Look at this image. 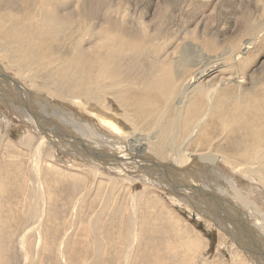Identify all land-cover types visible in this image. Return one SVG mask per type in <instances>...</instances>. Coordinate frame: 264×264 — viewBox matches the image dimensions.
<instances>
[{
	"label": "rangeland",
	"instance_id": "1",
	"mask_svg": "<svg viewBox=\"0 0 264 264\" xmlns=\"http://www.w3.org/2000/svg\"><path fill=\"white\" fill-rule=\"evenodd\" d=\"M57 5L59 6V11L56 8ZM52 11L65 16L73 14L74 12L80 13L79 17L84 24L79 21L72 22L68 25L69 28L61 29L62 31H60L61 34L58 38L61 39L64 35L68 38L66 32H76L80 37H78V41L73 43V45L77 44L78 46L86 47L84 48L85 50L87 49L86 52L89 51L87 57L92 55L97 59V62H95V65L97 64L95 66L97 75L94 76L97 80L95 81L94 78V82L92 81L89 84L87 91L84 93L89 96L91 95L90 97L95 103L92 102L93 106L99 105L94 109L96 111V116L93 117L91 114V112H94L93 109H77L76 107L68 105L69 95L67 99L63 101L41 90V86L52 85V83L45 81L42 77L43 71L39 73L40 75L35 74L32 77L33 79L35 78L36 81L31 83L38 84L35 87L30 84L33 90L29 88L27 81L17 77L14 71L8 70L4 67L5 65L0 62V76L4 77L3 80H6V84L0 82V121L2 123H11L10 121L12 120L11 125L6 124L10 129L6 132L7 135L4 134L5 138H2L1 136L3 134L0 133V264H66V262L68 264L69 260H71V262L74 261L75 264H126V258H128L127 264H145L144 261L152 264L150 256L153 254V251L151 248L149 249L148 244H157L158 250H163L162 242H170L171 237L176 239V237H179L178 234L180 232L189 235L188 237H183L184 239H190L189 237H191L190 241L193 239L191 248V255H193V257L191 256V261L189 259L190 262L188 264H233L235 260L237 261L234 264H264V248L260 246L262 245L263 238H260V232L252 230L250 225L245 223L244 230H246L248 234L244 231L241 232L242 235L239 233L238 230L241 229L239 225L240 221L238 220V222L234 224V217H236L237 211L244 213L245 211L239 208L238 205L230 208L233 214L231 220V217L226 213V211H229L226 210L227 206L230 205L227 203V194L226 196H219L224 199H219L222 202L221 204V202L215 201L213 197H208L209 194L205 191L206 201L204 203L198 202L202 206L207 203L211 209L213 204L220 203L221 205L218 211L212 210L216 213L217 218L222 217L226 224L234 226L233 232L237 233L236 235L230 233L226 226L224 224L222 225L220 221H214L213 217L208 215L202 217V213L197 208L198 206L192 201V196H189L188 199H184L183 196H181V187L184 183L193 186L197 185L196 187L202 191L208 186L213 187L212 192L213 194L216 193L214 197L218 194L217 189L221 187L219 181L214 180L210 173H207L202 166L203 163H200L201 159L199 155H193L186 159H189V162H187L188 167L186 163V166L184 163L176 165V170L174 169V172L168 168L171 167V165H169L172 163L171 160L170 162L169 160L165 161L153 154L151 151L153 143H151L148 146V148L151 149H148L146 154L152 157L150 159L156 161V164L142 161L144 158H147V156L142 159L138 158V161L134 160L137 165H130L133 171H130L128 168H124L127 170L124 171L122 165L125 162L122 164V160L127 158L125 160L127 161L131 158H128L130 156L123 157V154L119 152L121 151V146H123L122 148L125 147L126 150H130V148H127L130 145V140L124 135H114L108 129L106 130L104 126L101 125L103 123L99 121V117L102 116L105 120L112 119V121H108L110 124H112V122L115 124L117 122H119V124L121 123L119 127L122 131H127L128 129L135 133H141L142 131V134L147 135L149 139L155 134L157 128L153 129L149 124L143 123L145 121L143 116L141 121L134 122V124L128 118H122V112L125 108L123 105L121 106L116 103L112 94H110L111 96L109 94L107 95V97H111V101L109 100L111 103L104 106L105 109L98 108V106L100 107L104 104L102 102L108 92V90L102 92L104 91L102 87L106 80L101 74L109 69L110 65L114 63L117 57L122 56L125 61V59L132 57L134 54L133 57L137 55L144 57L146 55L144 58L147 61L145 64L146 67L144 65V70L148 74L147 67H152L153 59L156 60V68L163 67V69L169 70V68L172 67L169 58L175 57V53L187 44L189 49L194 47L195 51H198V49H200V51L203 50V55L213 59L216 58L220 61L222 67L219 65L216 71L208 73L199 82L201 87H206L209 91L215 89L217 98L221 97L220 99L222 100H229L228 98L239 99L240 97L251 99L260 90L264 91V0H30L28 6L22 10V15L26 17V21L35 19L36 28H40L39 26H41L42 21L38 20L40 16ZM86 14L87 18L84 16ZM9 16L13 18V12H10ZM102 25H105V27ZM91 26L93 27L91 28ZM98 26H101L104 30L101 27L100 29ZM95 28L99 29L98 33H100L99 31H103V34L95 32L97 31ZM106 33H108V35ZM124 35L125 37L131 38L134 44H141L140 46L138 45V49L140 50L136 48L137 45L120 43L119 41L124 39ZM101 37H103V39ZM150 39V42L147 41ZM93 40H95L97 45L94 44ZM103 40L105 41L103 42ZM168 42L172 43L173 48H171L170 44L169 49L164 50V46ZM70 43L71 41L69 40L66 45L67 48L64 47L65 49L62 48L60 51H56L57 54L59 53V56L61 55L60 58L62 57L63 61L67 60V58H72L74 55L71 54V50H73L71 46L73 48V45H70V47L68 46ZM98 44H104L103 46L105 47L102 45L99 46ZM142 46L145 47L143 48ZM113 48L115 50L117 48L116 53H114L115 55L111 54L114 52L111 51ZM58 49H60V47ZM68 50L70 53H68L69 55L67 54ZM244 50L245 52H243ZM165 52L169 53L165 54ZM119 53L121 54L119 55ZM143 53H145V55ZM9 54L11 55V53ZM150 55L152 57H150ZM161 57L162 59H160ZM189 57H192V55H189ZM207 63L208 62L205 60L202 61L201 65L205 66ZM186 67V71H190L191 66ZM197 68L198 67L193 68L192 71ZM126 69L129 70L125 71L124 68L123 71L120 70L116 76H110L108 79H112L113 81V78L115 79V77H118L122 72L126 74L133 73L131 67H126ZM36 70L39 69H35L34 71ZM68 70L69 69L65 68V70H63L65 74L62 73V75L59 76L61 81H65V84L69 83V75H71L72 72L69 73ZM236 70H238V74L240 73L242 75L241 79H237L231 75L233 71L236 72ZM5 76H7V78ZM11 77L14 78L15 81H18V85L20 86L19 90L21 87H24L26 90V92L24 91L26 95L19 94L20 98L26 96L28 98L27 89L29 92L41 96V98H38L42 99L40 100L41 104L39 103L40 105L36 106V109L40 114L38 116L43 118L41 127L45 133H48V131L54 132L53 135L55 134V137L57 136L58 139H61L63 137L62 133L67 132L68 135H65L64 140L79 145L80 140L82 142L86 141V135V137L91 136L87 133V128L89 127L88 125H93L95 128L92 127L94 131L90 128L88 129H90L92 133L99 135V137L95 140L92 138V145L90 144L91 141L89 142L87 140V142H84L85 144L88 143V152H91L90 155H93L85 156L84 153H76L74 154L75 156H71L68 153L64 154L66 152L63 151V146L58 148L53 142L49 140L44 141L45 149L43 158L45 155L50 157L52 152L55 161L58 159V161H56L57 163H55L58 165L59 170L55 168L56 171H49L45 165L44 159L41 167L42 171L40 173L43 184L38 185L34 181V170L29 159L32 150L31 148L27 150L25 147L26 144H28L26 143L28 142V138L34 140V142L30 141V143L33 142L32 146H35L37 142H39L38 134L37 132L35 133L32 128H25L21 124L22 122L18 120L13 112L10 111L9 107L6 106V103H4L5 100L9 105L7 99L12 97L8 90V88L10 89L9 84L13 80ZM96 82L99 83L97 84ZM179 90L180 88H171V92L175 96L170 99L172 101H170L171 104H169V109L167 110L168 114L171 112L170 107L175 109L174 101L180 93ZM98 91L100 92L98 93ZM6 95H10L8 96L9 98ZM29 99L30 105L33 102L39 101L32 98ZM242 99L243 98H240V101H242ZM12 105L15 106V108L20 106L18 103L14 104L13 100ZM33 106L35 107V105L32 104L31 107ZM23 110L25 111V109ZM64 111H67L66 116H72V114H74L75 118H72L74 121L80 120V122H75V125H79L82 134L77 132L73 133L70 126L69 128L67 125L62 126L60 123H56V120H60L61 118V112L64 114ZM44 115H47L48 118H44ZM31 120L33 123V119ZM86 121L89 123H86ZM160 122L161 121H159V123ZM66 127L71 130L68 131ZM1 130L0 128V132H2ZM74 131H77V129ZM148 132L150 133L148 134ZM76 133L84 136H79L80 139L78 138L76 140V136H78ZM220 136L221 135L212 139L213 145L221 144L222 137ZM102 137L105 138L102 139ZM244 137L245 134L242 135V139ZM110 138L112 140H110ZM114 139L121 140L119 141L120 144L117 142L112 144ZM216 139L217 141H215ZM186 141L187 140H184L183 143ZM104 147L107 149L109 147L108 150L105 148L106 150H104V152L106 153H102L101 151L97 152L95 150L103 149ZM203 150L208 152V150ZM204 151L200 153L203 155L207 153H204ZM185 152L183 153L185 154ZM92 156L96 158V161L95 158L94 161L91 160ZM102 161L107 165H103L104 163L102 164ZM105 161H107V163ZM215 164L217 165L215 167L216 169H222L227 177L238 181L239 185L243 188V191H241L242 195H244L247 200L248 196L250 197L251 195V200H254L257 206L264 211V188L262 189V187L254 182L249 184L243 178L240 179V176L235 175V173L225 167L222 162L218 164L215 162ZM70 165L74 168L73 170H75V172L71 169L66 170L67 166ZM126 166L128 167L127 163ZM140 166L143 167L141 170H143L145 174L143 171L135 172ZM206 167L209 169V165ZM246 167H248L247 164ZM97 169L100 173L94 175L95 173H93V170ZM60 170L64 172V177H60V174H58L59 176L54 175V177V172H59ZM124 172H127L130 177L126 174L121 175V173ZM200 176L201 178H199ZM56 178L63 179L60 182V180ZM208 180H210V183L212 182V186ZM82 182H84L85 185H82ZM200 182L202 186L204 184V187L200 188ZM37 187L41 188L44 197L37 193ZM172 187L175 188L173 189ZM188 187V190L192 188L190 185ZM198 193L200 192L198 191ZM82 195H84V198H82L83 200H79V197ZM134 195L135 197H133ZM48 197L52 198V202ZM225 197L227 198L225 199ZM131 198H133V201ZM105 199H107L106 202ZM214 207L216 208V205H214ZM209 211L211 212L210 209ZM37 212L43 213L40 223L35 222L36 215L38 214ZM243 220L245 221V219ZM168 221L174 226L175 230L167 225ZM240 223L242 224V222ZM35 224L36 226H34ZM236 238H238V241ZM22 239L24 245H22L21 248L20 240ZM248 240L252 242L254 248L257 247L261 250V254L258 257H256V254H252L250 249L246 247V245L249 246L250 243ZM260 240L262 241L261 243ZM197 242H199L200 245ZM45 248L48 250L46 251ZM23 252L25 254H23ZM257 252L260 253L258 250ZM181 253L183 254L181 250L177 249V252L175 251V253L173 252L167 255V261L162 259L163 264L181 262ZM176 254H178L177 257L175 256ZM24 255H29L30 257L27 258ZM143 255L144 258H142ZM147 256L149 257L147 258ZM239 257L241 259H239ZM25 258H27L26 261ZM162 262L160 264H162Z\"/></svg>",
	"mask_w": 264,
	"mask_h": 264
},
{
	"label": "bare ground",
	"instance_id": "2",
	"mask_svg": "<svg viewBox=\"0 0 264 264\" xmlns=\"http://www.w3.org/2000/svg\"><path fill=\"white\" fill-rule=\"evenodd\" d=\"M29 1L30 0H6V1L0 0V62L2 64H4L5 65L4 67H6L8 70L14 71L16 73L17 77H20V78L24 79V81H27L29 88H31L30 84L33 87L38 85L37 83H31L33 81H36V79L35 78L33 79L32 77L35 74L40 75L39 73L43 71L44 73L42 74V77L45 79V81L52 83V85L49 84V85L41 86L42 87L41 90H43L47 94L53 95L57 99H60L63 101H65L64 99H67V97L69 95L68 105H70L72 107H76L77 109H80V108L84 109V110L87 108L93 109L94 112L93 113L91 112V114L93 115V117L96 116V111L94 109L97 108L96 106L99 104H97L96 106H93L94 102L92 101V99L90 97L91 95L89 96L88 94H86L84 92L87 91L89 84L94 80V78H95L94 76L97 75L96 70H95V68H96L95 66L97 65V64L95 65V62H97V59H95L92 55L91 56L89 55V57H87V53L89 51L86 52L87 49L86 50L84 49L86 47H84V46L81 47V46H78L77 44L73 45V43L78 41L77 40L78 37H80L77 35L76 32H74V31L66 32L68 38L65 35L63 36L64 39L61 38L62 40L58 38V37H60V34H61L60 31H62L61 29L69 28L68 25L71 24L72 22L79 21V22L83 23V21L79 17L80 13L74 12L75 14L73 13V14H69L66 16L63 14L59 15V14L55 13L54 12L55 10L48 13V14L44 13L45 15L40 16V18L38 19V20H42L41 26L38 25L40 28H36V24H35L36 20L35 19H32L30 21H26V17L22 15V10L28 6ZM48 2H50V1H48ZM59 5H61V4H59ZM56 8L58 9L59 6L57 5ZM61 10H60V12H61ZM58 11H59V9H58ZM72 11H74V10H72ZM10 12H13V16H14L13 18H11V16H9ZM42 14H43V12H42ZM42 14H40V15H42ZM84 16H85V18H87V14ZM160 20H159V22H160ZM77 25H75V26L78 27ZM105 25L104 26L102 25V26L105 27ZM107 25H108V23H107ZM88 27H90V26H88ZM92 27L93 26H91V28ZM81 28H83V27H81ZM96 30L97 31H95V32L98 33L99 29H96ZM91 31H93V30H91ZM122 31H124V30H122ZM80 32H78V33H80ZM99 32L103 34V31H99ZM100 33H98V34H100ZM106 34L108 35V33H106ZM83 35H85V34H83ZM128 35H129V32H128ZM96 36H94V37H96ZM135 36H137V35H135ZM123 37H124V39L122 41H119L120 43H126V45L127 44H134V41L131 38L125 37V35ZM101 38L103 39V37H101ZM69 40L71 41V43L68 46L70 47V45H73V48L71 46V49H73V50H71V54H74V55L72 58H69V59L67 58V60L63 61L62 57L60 58L61 55L59 56L58 55L59 53L57 54L56 51L57 50L60 51L64 47L67 48L66 45L69 42ZM88 40H89V37H88ZM93 41H94V44L97 45V43H95V40H93ZM104 41L105 40H103V42ZM144 41H146V40H144ZM147 41L150 42L151 39L147 40ZM119 42H117V43H119ZM105 43H107V42H105ZM114 44H116V43H114ZM170 44H171V48H173L172 43L168 42L167 44H165L164 50L169 49ZM101 45L103 46L104 44H100L99 46H101ZM134 45H137L136 48L138 49L141 44L139 45V43H137ZM145 45H146V43H145ZM59 47H60V49H58ZM69 47H68V49H69ZM103 47H105V46H103ZM142 47L144 48L145 46H142ZM150 47H153V46H150ZM179 47H180V45H179ZM188 47H189L188 44L184 45V47L180 48L179 51L177 53H175L176 54L175 57L169 58L170 62L172 63V67H170L169 70L163 69V67H157L156 68V60L153 59L152 67H147V71H148V74H147L144 70V65L146 64L147 60L144 58L146 56L145 53H143L145 55L144 57L138 56V55L133 57L135 55L134 54L132 57H128L127 59H125V61H124L122 56H119L114 60V63L112 65H110L109 69L107 71H105V73L103 72L104 74L103 73L101 74L102 77H104V79L106 80V81L104 80L105 81L104 86L103 87L101 86L102 89L104 90L102 92H105L106 90H108V92L106 93L105 99L102 102L104 104H102L100 107L98 106V108L99 109H105L104 106H106L108 103H111V102H109V100L111 101V99H110L111 95L110 94H112L114 96L113 98L115 99L116 103L118 105H121V106L123 105L125 108L122 112V118H124V119L128 118L134 124V122L141 121L142 116H143L145 119V121L143 123L149 124L150 127L153 129L157 128V131L155 132L154 135H152V133H151L152 136L150 139L148 138L147 135L142 134V131H141V133L140 132L135 133L134 131H132L130 129H128L127 131H125V130L122 131V129L120 130V127H119V126H121L120 125L121 123L119 124V122H117L115 124L114 122H112V124H110V122H108V121H112V119H106L105 120L102 118V116L99 117V121L102 122L103 124H101V123L100 124L103 125L106 130L108 129L112 134L118 135V136L124 135L128 140H130V142H129L130 145H129V147H127V148H130V150H126L125 147L122 148L123 147V146H121L122 144L119 145V146H121V151H122V152L120 151L119 153L123 154L122 155L123 157L130 156L128 158H131L130 160H127V161H125L127 158L122 160V164L125 162L122 165L123 169L128 168L130 171H133V169L130 168V165H134V164H135V166L137 165L135 163L136 161H134V160L138 161V158L142 159V158L147 157V156L148 157L144 158L142 161L148 162V163L150 162L152 164H156V161H154L153 159H150L152 157H150L148 154H146L147 150L151 149V148H148V146L151 143H153L152 150H151L153 152V154L157 155L162 160H165V161L169 160V162L171 160L172 163L169 164V165H171V167H168V168L174 172L176 170L175 169L176 165H179L180 163H184V165L186 166L187 162H189L188 161L189 159L186 160L188 157L190 158V156L199 155L200 156L199 158L201 159L200 163H203L202 166L205 168L207 173H210V175L212 176V178L214 180L219 181V185L221 187L218 186V187H220L219 189H217L218 194L215 196L216 197L215 198L214 195L216 193L213 194V192H212L213 187L208 186L205 190L202 191L201 189H198L196 187L197 185L193 186L191 184H185L184 183L181 187V189H182V191H181L182 195L181 196H183L184 199H188L189 196H192V201L196 204V206H198L197 208L202 213V217H205L207 215L210 217H213L214 221L215 220L220 221V223L222 225L224 224L226 226L227 230L230 233H233L234 235H236L237 233L233 232L234 226L226 224V222L222 219V217L217 218L216 213L213 211V210L218 211L220 208V205L222 204V202L220 200H222L223 197L221 198L219 196H221V195L226 196V194H227L228 198L225 197V199L227 198V201H228L227 203L230 205L227 206L226 210H229V211H226V213L229 215V217H231V220H232L233 214H232L230 208H233V207H235V205L236 206L238 205L239 208H241L245 211V213L241 212V211L240 212L237 211L236 217L233 216L234 217V224L236 222H238V220L240 222H242V224L239 222V225L241 228L238 230L239 233H241L243 231L246 232V230H244V228H245L244 224L248 223L252 230H256V231L260 232V238L262 237L263 238L262 240L264 242V211H263V209L259 208V206H257V203H255L254 200H251V198H250L251 195H250V197L248 196V200L245 198L244 195H242L241 191H243V188L241 187V185H239L237 180H233V179L227 177L223 173L222 169L219 170V169L215 168L217 166L215 164V162H217V164L222 162V164L225 167H227L230 171L234 172L235 175L240 176V179L243 178L249 184L254 182L255 184L262 187V189L264 188V91L260 90L251 99L245 98V97H240L238 95L240 98H243L242 101H240V98L239 99L228 98L229 100H222V99H220L221 97L217 98L215 89H211V91H209V90H207L206 87H203V86L201 87L199 82L208 73L216 71L219 68V65H220V67H222V65L220 64V61H218V59H216V58H214L215 59L214 60L213 58H210V57H207L206 55H203V50L200 51V49H198V51H195L194 47L192 49H189ZM124 48H123V50H124ZM64 49H63V52H64ZM92 49H93V47H92ZM95 49H96V47H95ZM113 49L111 51H114V52H112L111 54L115 55L114 53H116L117 48H116V50L115 49L113 50ZM128 49H130V48H128ZM120 50H121V48H120ZM138 50H140V49H138ZM162 50H163V48H162ZM171 50H173V49H171ZM246 50H247V48H246ZM91 51H93V50H91ZM149 51H151V50H149ZM188 51H189V53H188ZM94 52H97V51H94ZM117 52H119V51H117ZM243 52H245V50ZM9 53H11V55ZM68 53H69V50H68L67 54ZM98 53H99V51H98ZM121 53H119V55ZM166 53H169V52H165V54ZM129 54H127V55H129ZM147 54H149V53H147ZM125 55H126V53H125ZM151 55H150V57H152ZM189 55H192V57H189ZM101 56L104 57L103 55H101ZM111 58H109V59H111ZM160 59H162V57ZM205 60L208 62L207 63V65L209 64L208 66L207 65H205V66L201 65L202 61H205ZM162 61H164V60H162ZM150 62H149V64H150ZM186 66H191L190 71H186L187 70ZM126 67H128V68L131 67L133 69V73L132 74H126V73L122 72L121 74L118 75V77H115V79L113 78V81H112V79L111 80L108 79L110 76H116V74H118V72L120 70L123 71L124 68L126 71L127 70ZM145 67H146V65H145ZM196 67H198V68L195 69L194 71H192V69L196 68ZM65 68L69 69L68 70L69 73L72 71L71 75H69L70 81H68L69 83H66V84H65L64 80L61 81V78H59V76L62 75V73H64L63 70H65ZM35 69H39V70L34 71ZM48 71H50V72H48ZM237 72H238V70H236V72L233 71V73L231 75L236 77L237 79H241L242 75L240 73L238 74ZM2 75H4V74H2ZM5 77L7 78V76H5ZM102 77H101V80H102ZM3 79H4V77L0 76V82L2 84H6V80H3ZM11 79H13V80L10 82V84H9L10 89L8 88V90L10 91L9 94L13 98L12 97L9 98L8 96H10V95H8V96L6 95L10 99V100L7 99L9 105L7 104V102L5 100H4V103H6V106L9 107L10 111L13 112V114L18 118V120L22 122L21 124L25 128L34 129L33 131L35 133L37 132L38 137H39V142H37V144L34 143V144H36L35 146H32V143L34 142V140H31V138L27 139L28 142H26V143H28V144H26V146H25L27 148V150H28V148H31V150H32V152L29 155V159H30V162L32 163V168L34 170V181L38 185L43 184L42 180H41V174L40 173L42 171L41 167H42V162L44 161V159H45V165L49 171H54V170L56 171L55 168H57V170H59L58 169L59 167L56 164L57 163L56 161H58V159H56V161H55V159L52 155V152H51L50 157L45 155L43 158V152L45 149V145H44L45 142L44 141L49 140V141L53 142L56 146H58V148L60 146H63V151L66 152L64 154L68 153L71 156L76 154V153H79V154L84 153L85 156L93 155V154L90 155L91 152H88V146H89V145H87L88 143L87 144L84 143V142H87V140H88L89 142L91 141L90 144L92 145V141L99 137V135H96L90 131V129L92 131H94L95 128L93 125H88L89 127L87 126L88 128H90V129L87 128V133L91 136L86 137L87 136L86 135L85 136L86 141L82 142L80 140L79 143L81 145L71 143L68 141L66 142L64 139H65V135L66 134L68 135L67 132L62 133L63 137L61 139H58L57 136L55 137L54 136L55 134L53 135L54 132L48 131V129H47L48 133H45L41 127V123L43 122V120H42L43 118L38 116L40 114H39V111L36 109L37 108L36 106H39L41 104L40 100H42V99H38L39 97L41 98V96L38 94L31 93L27 89L28 98H27V96L20 98L19 94L26 95L24 93V91L26 92V90L24 87H21L19 90L20 86L18 85V81L17 80L15 81L14 78H12V77H11ZM96 80L97 79L95 78V81ZM104 81H100V82H104ZM96 83L98 84L99 82H96ZM90 87H91V85H90ZM171 88H173V89L174 88L175 89L180 88V90H179L180 93L177 95L178 97L175 99V101L173 100L175 109H172V107H170L171 112H170V114H168L167 110L169 109V104H171L170 101H172L170 99L175 96L171 92ZM31 89H33V88H31ZM90 91H92V90H90ZM99 92L100 91H98V93ZM108 94L110 95L109 97H107ZM29 98L39 100V101L33 102L30 105L29 104V102H30ZM12 100L14 101V104L18 103L20 106L15 108V106L12 105ZM32 104L35 105V107L34 106L31 107ZM23 109H25V111L27 113ZM87 112H89V111H87ZM63 113L64 114H62V112H61V114H60L61 118H60V120H56V123L58 122L62 126L63 125H65V126L67 125L68 127L70 126L72 128L73 133L77 132V133L82 134V132L79 128V125H75L76 124L75 122H80V120L74 121V119H72V118H75L74 114H72V116H66L67 111H64ZM200 113H202V114H200ZM97 114H99V113H97ZM44 118H48V116L44 115ZM118 118H119V116H118ZM31 119H33V123H32ZM69 119H72V120H69ZM2 121H4V120H2ZM88 121H90V120H88ZM88 121H86V123H89ZM159 121H161L160 122L161 124L159 123ZM10 122L11 123H9V122L2 123L0 121V128L2 129L1 130L2 132H0V133L3 134L1 136L2 138L3 137L5 138L4 134L7 135L6 132L9 131L10 127H8L6 124L11 125L12 120ZM29 123H32V124H29ZM159 124H160V126H159ZM68 127H66V128L68 129ZM49 129H51V128H49ZM75 129H77V131H74ZM70 130L71 129H68V131H70ZM56 133H58V132H56ZM149 133L150 132H148V134ZM243 134H245V137L242 139ZM219 135H221L220 137H222L221 144L213 145L212 139L219 136ZM79 136H81V135L76 136V140L78 138L80 139ZM83 136H81V137H83ZM92 138H93V140H92ZM103 138H105V137H102V139ZM110 140H112V139L110 138ZM184 140H187V141L183 143ZM30 141H33V142L30 143ZM119 141H121V140L114 139L112 144H114L115 142L119 143ZM215 141H217V139ZM74 145H76V146H74ZM105 148L106 147H104L103 149H95V150L97 152L101 151L103 153L104 150L107 149V148L106 149ZM108 149H109V147H108ZM203 149L208 150V152L204 151ZM201 151H204V153L205 152H207V153H205L203 155L200 153ZM183 152H185V154ZM104 153H106V152H104ZM174 153H175V155H174ZM94 158L95 157L92 156L91 160L94 161ZM250 160H251V162H250ZM95 161H96V158H95ZM173 161H176V162H173ZM105 162L107 163V161H105ZM99 163H100V161H99ZM101 163L103 164L104 162L102 161ZM126 163H127L128 167L126 166ZM138 163H140V162H138ZM246 164L248 165V167H246ZM103 165H107V164L104 163ZM208 165H209V169L206 167ZM109 166H110V164H109ZM187 167H188V164H187ZM198 167H199V165H198ZM70 169L73 170L74 168H72L71 165L67 166L66 170H70ZM109 169H110V167H109ZM141 169H143V167L140 166L139 168H137L135 170V172L136 173L139 171L142 172L143 170H141ZM73 171L75 172V170H73ZM124 171H127V170L124 169ZM54 173L55 174H53V176L54 175L57 176L58 174H60V177H64V175H65L62 170H60L59 172L58 171L54 172ZM93 173H95L94 175H97L100 172L97 169V170H93ZM143 173L145 174L144 171H143ZM122 174H126L129 176V174L127 172L121 173V175ZM117 175H119V174H117ZM205 177H206V175H205ZM59 178H56V179L58 180ZM159 178H161V177H159ZM199 178H201V176ZM62 179H59L60 182ZM207 179H208V177H207ZM205 181H206V179H205ZM208 181L210 183V180H208ZM110 182L113 183L112 181H110ZM82 183H83L82 185H85L84 182H82ZM211 183H210V185H211ZM189 185L192 188L188 190ZM164 187H166V186H164ZM202 187H204V184L202 186V183H201L200 188H202ZM178 188H180V187H178ZM164 190H166V189H164ZM37 191H38L37 193L39 195L44 197V193L42 192L40 187H37ZM198 191L200 193H198ZM205 191L209 194L208 197H213L215 201L221 202V204L220 203L213 204V206H212L213 210L211 209V207L207 203L203 206L200 205L199 202L204 203L206 201L205 200L206 199ZM211 195H213V196H211ZM83 196L84 195L80 196L79 200L84 198ZM133 197H135V195ZM199 198H200V200H199ZM48 199L51 200V202H52V198L48 197ZM108 199H110V198H108ZM131 199L133 201V198H131ZM106 201H107V199H105V202ZM214 205H216V208L214 207ZM209 209L211 210L212 214L209 211ZM218 213H220V212H218ZM42 215H43V213L41 214V212H39L36 215L35 222L40 223V221L42 220ZM243 219H245V221ZM36 224L34 226H36ZM167 225L170 228H174V226H172L169 223V221H168ZM130 227H131V225H130ZM139 227H140V225H139ZM177 229H176V231H177ZM174 230H175V228H174ZM128 231H129V229H128ZM130 233H128V234H130ZM246 233L248 234V232H246ZM178 235H179V237H176V239L171 237L170 242L167 241L168 243L162 242L163 250H158V247L156 246L157 244H153V243L148 244L149 249L151 248L153 251L152 255L150 253V255H151L150 261L152 262V264H154V263L160 264L162 262V259H165L167 261V259H166L167 255L172 254L173 252L175 253V251L177 252V249L181 250L183 252V254L181 253L182 254V261L177 262V263L188 264L191 261L190 258H191V256L193 257V255H191V252H192L191 248L193 245L192 244L193 239L191 241H190L191 237H189L190 239H184L183 237H188L189 235H186L182 232H180ZM234 235H233V237H234ZM241 235H242V233H241ZM130 236H132V235L130 234ZM236 239L238 241V238H236ZM246 241H247V238H246ZM20 242L19 243L21 244V248H22V245H24L23 239L20 240ZM47 242L48 241L46 240V243ZM248 242H250L249 246L246 245V247L250 249L252 254H256V257H258L261 254V250L257 247L254 248L251 241L248 240ZM261 242L262 241L260 240V243ZM263 242H262V245L259 244L262 248H264ZM197 243L199 244V242H197ZM244 243H245V241H244ZM43 244H44V242H43ZM44 247H46V246H44ZM45 249H44V251H45ZM50 249H51V246H50ZM195 249H196V247H195ZM47 250L48 249H46V251ZM257 250L260 251V253H258ZM128 251H129V249H128ZM145 251H148V250H145ZM23 254H25V253L23 252ZM178 254H179V251H178ZM178 254H176L175 256L177 257ZM11 255H12V253H11ZM25 257L28 258L30 256L26 255ZM148 257L149 256H147V258ZM263 257H264V252H263ZM27 258H25V261L27 260ZM142 258H144V255ZM170 258H172V257H170ZM127 259L128 258H126V264L128 262ZM189 259H190V261H189ZM239 259H241V258L239 257ZM142 260H144V259H142ZM178 261H179V259H178ZM236 261L237 260H235V262ZM144 262H145V264H149V262L148 263L146 261H144ZM177 263H175V264H177ZM241 263H242V261H241ZM66 264H67V262H66ZM68 264H75V262L74 261L71 262V260H69ZM162 264H163V262H162Z\"/></svg>",
	"mask_w": 264,
	"mask_h": 264
}]
</instances>
